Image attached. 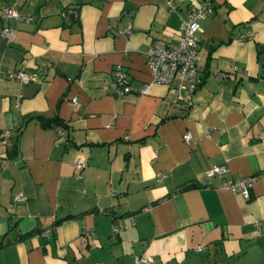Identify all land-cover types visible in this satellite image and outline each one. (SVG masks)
<instances>
[{
  "label": "crops",
  "instance_id": "0c3cea01",
  "mask_svg": "<svg viewBox=\"0 0 264 264\" xmlns=\"http://www.w3.org/2000/svg\"><path fill=\"white\" fill-rule=\"evenodd\" d=\"M198 1L0 0V29L16 31L0 37V237L50 232L0 249V264H264V0H212L191 104L146 63ZM215 165L227 171L208 177ZM249 176L246 198L221 187Z\"/></svg>",
  "mask_w": 264,
  "mask_h": 264
},
{
  "label": "built area",
  "instance_id": "2783aa9c",
  "mask_svg": "<svg viewBox=\"0 0 264 264\" xmlns=\"http://www.w3.org/2000/svg\"><path fill=\"white\" fill-rule=\"evenodd\" d=\"M212 11V0H199L198 3H190L187 14L181 18L179 28V37L176 41H167L156 39L152 42L146 52V63L150 70V75L153 83L164 84L174 91L180 98L188 104L192 102V95L201 82V72L203 66L199 64L198 45L200 38L198 36L199 20L207 16ZM1 16L3 18L12 19L19 16L16 9L12 7L5 8ZM130 33V29L126 31ZM16 36L15 28L4 26L0 29V37L12 41ZM217 76H222L221 72L215 71ZM12 78L22 82H29L32 77L23 69H19L12 74ZM112 87L117 93L122 94L129 90V77L127 73L116 66L113 75ZM147 86L142 88L145 92ZM77 97L71 99L72 105L77 104ZM61 135V130L58 128ZM1 141L5 145H10V132L8 130L1 131ZM186 141H191L192 136L189 133L184 135ZM76 169L80 173L85 161L79 158L75 162ZM227 168L222 165H215L206 171V175L211 177L215 174H223ZM255 177L249 176L243 179H237L232 182H225L221 185L222 188L240 193L243 197L249 196V189L252 186ZM15 203L23 201L21 194L13 197ZM126 228V225L121 221L112 228V232L118 234ZM43 236H49V231L45 230ZM134 264H150L151 258L148 256L135 255L133 258Z\"/></svg>",
  "mask_w": 264,
  "mask_h": 264
},
{
  "label": "trees",
  "instance_id": "16d2710c",
  "mask_svg": "<svg viewBox=\"0 0 264 264\" xmlns=\"http://www.w3.org/2000/svg\"><path fill=\"white\" fill-rule=\"evenodd\" d=\"M45 125L46 126L47 125L50 126V123H48V121H45ZM54 126L56 127V129L60 128V130H62L64 124L62 123V121H56L54 123ZM11 148L12 149L13 148L16 149V143L14 145H12ZM70 217H77V216L76 215H72V214H68L67 216H65L63 218H59V219L57 218V219H55L54 220V224H59L62 221H64L65 219L70 218ZM43 232L44 231H40V230L39 231H35V230H33V231H29V232H26V233H23V234H19V235L15 236V237H11L9 235V232H7L6 234H4V235H2L0 237V249L5 248V247L11 245L12 243H14V242H16V241H18L20 239H25V238L31 237V236H33L36 233L37 234H42Z\"/></svg>",
  "mask_w": 264,
  "mask_h": 264
},
{
  "label": "water",
  "instance_id": "95a60500",
  "mask_svg": "<svg viewBox=\"0 0 264 264\" xmlns=\"http://www.w3.org/2000/svg\"><path fill=\"white\" fill-rule=\"evenodd\" d=\"M69 16L72 19L74 17V14L73 13H70Z\"/></svg>",
  "mask_w": 264,
  "mask_h": 264
}]
</instances>
